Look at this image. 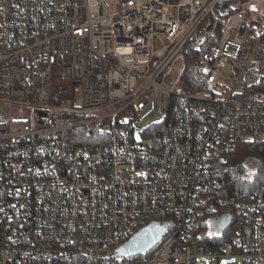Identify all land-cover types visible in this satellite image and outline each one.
Here are the masks:
<instances>
[{
    "label": "built area",
    "instance_id": "obj_1",
    "mask_svg": "<svg viewBox=\"0 0 264 264\" xmlns=\"http://www.w3.org/2000/svg\"><path fill=\"white\" fill-rule=\"evenodd\" d=\"M244 143L264 0H0V264H264V184L221 194L212 165Z\"/></svg>",
    "mask_w": 264,
    "mask_h": 264
},
{
    "label": "trees",
    "instance_id": "obj_2",
    "mask_svg": "<svg viewBox=\"0 0 264 264\" xmlns=\"http://www.w3.org/2000/svg\"><path fill=\"white\" fill-rule=\"evenodd\" d=\"M55 91L57 101L63 103L74 96L75 87L68 79H57ZM212 165L223 183L221 194L230 195L238 188L248 192L259 189L264 184V143H244L228 160L213 158Z\"/></svg>",
    "mask_w": 264,
    "mask_h": 264
},
{
    "label": "water",
    "instance_id": "obj_3",
    "mask_svg": "<svg viewBox=\"0 0 264 264\" xmlns=\"http://www.w3.org/2000/svg\"><path fill=\"white\" fill-rule=\"evenodd\" d=\"M220 224L227 226L228 219L224 216ZM163 230V225L160 223H151L145 226L120 248L121 254L137 256L151 251L161 241Z\"/></svg>",
    "mask_w": 264,
    "mask_h": 264
},
{
    "label": "rangeland",
    "instance_id": "obj_4",
    "mask_svg": "<svg viewBox=\"0 0 264 264\" xmlns=\"http://www.w3.org/2000/svg\"><path fill=\"white\" fill-rule=\"evenodd\" d=\"M75 103L77 105L81 103V94L79 91H76L75 93ZM144 122H145L144 127H146L147 125L153 122V118L147 117ZM141 130L139 131V134H141ZM249 177L252 178V173L250 174ZM196 264H215V262L213 260L207 259L206 261H199ZM218 264H242V261L240 258H236V257H223L221 258L220 262H218Z\"/></svg>",
    "mask_w": 264,
    "mask_h": 264
}]
</instances>
